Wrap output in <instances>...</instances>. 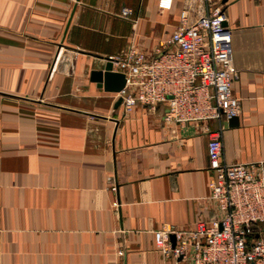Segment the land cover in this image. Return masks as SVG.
I'll use <instances>...</instances> for the list:
<instances>
[{"label":"crops","instance_id":"1","mask_svg":"<svg viewBox=\"0 0 264 264\" xmlns=\"http://www.w3.org/2000/svg\"><path fill=\"white\" fill-rule=\"evenodd\" d=\"M158 3L0 0V264H189L164 257L153 231L218 215L211 134L227 162L264 160V0H219L237 71L235 126L168 122L164 105L124 111L91 81L129 44L154 54L182 10L192 19L216 5Z\"/></svg>","mask_w":264,"mask_h":264},{"label":"built area","instance_id":"2","mask_svg":"<svg viewBox=\"0 0 264 264\" xmlns=\"http://www.w3.org/2000/svg\"><path fill=\"white\" fill-rule=\"evenodd\" d=\"M170 3L159 0L158 4L168 8ZM121 14L128 17L130 10L123 8ZM224 19L220 4L192 19L188 10H182L154 54L146 55L129 44L114 59L126 77L125 86L116 93L124 111L136 105L155 111L164 105L163 119L173 123L224 122L238 116L240 99L231 90L237 71ZM206 157L208 198L218 215L189 229L153 231L156 249L164 257L189 264H264V160H223L217 131L207 142Z\"/></svg>","mask_w":264,"mask_h":264},{"label":"water","instance_id":"3","mask_svg":"<svg viewBox=\"0 0 264 264\" xmlns=\"http://www.w3.org/2000/svg\"><path fill=\"white\" fill-rule=\"evenodd\" d=\"M228 0H220L221 4H225ZM225 25V22H223ZM105 65L103 70L92 71L90 74L91 81L96 82L98 87H102L105 91L114 93L120 92L125 86L126 77L122 71L113 69L115 60L110 57H105ZM121 100V99H119ZM238 118L234 116L228 121L223 122L224 127H232L237 125Z\"/></svg>","mask_w":264,"mask_h":264},{"label":"rangeland","instance_id":"4","mask_svg":"<svg viewBox=\"0 0 264 264\" xmlns=\"http://www.w3.org/2000/svg\"><path fill=\"white\" fill-rule=\"evenodd\" d=\"M215 2H216V6L219 5V0H211V1H207V3H211L212 6L214 5ZM154 53H155V51H154ZM152 54H153V53H152ZM152 54H151V55H152Z\"/></svg>","mask_w":264,"mask_h":264},{"label":"bare ground","instance_id":"5","mask_svg":"<svg viewBox=\"0 0 264 264\" xmlns=\"http://www.w3.org/2000/svg\"><path fill=\"white\" fill-rule=\"evenodd\" d=\"M168 0H163V3L166 4Z\"/></svg>","mask_w":264,"mask_h":264}]
</instances>
